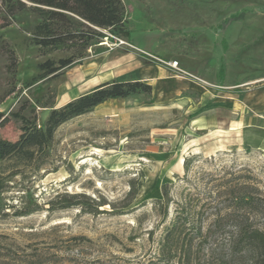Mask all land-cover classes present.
<instances>
[{"label":"rangeland","instance_id":"374dc122","mask_svg":"<svg viewBox=\"0 0 264 264\" xmlns=\"http://www.w3.org/2000/svg\"><path fill=\"white\" fill-rule=\"evenodd\" d=\"M121 1L127 38L102 31L105 38L79 63L43 77L41 63L69 53L39 50L31 41L39 22L32 5L21 2L17 10L13 0L10 10L0 0V95L11 92L0 105V138H18L15 114L41 125L50 107L99 84L140 80L152 86L148 96L108 101L60 126L38 172L33 164L0 163L5 202L15 209L22 200L38 206L27 216L10 209L0 217V264H167L157 259V243L174 207L162 223L154 205L164 185L174 201L192 194L197 211L218 178L241 183L247 173L264 193V156L236 141L251 130L254 114L248 111L243 121L238 106L225 116L216 113L227 94L240 101L252 93L264 98V0ZM7 50L17 58L14 76L5 71ZM173 62L176 68L168 65ZM219 121L227 125L228 142L211 152L208 135ZM79 195L84 198L70 199ZM64 196L85 205L59 209ZM209 203L201 210L205 228L214 207L232 212ZM215 244L203 242L193 264H217V251L210 255Z\"/></svg>","mask_w":264,"mask_h":264},{"label":"trees","instance_id":"16d2710c","mask_svg":"<svg viewBox=\"0 0 264 264\" xmlns=\"http://www.w3.org/2000/svg\"><path fill=\"white\" fill-rule=\"evenodd\" d=\"M12 1L3 0V3L11 10ZM15 2L19 5L17 10H22L21 2L30 3L32 5L30 11L39 17L31 37L32 43L39 50L64 49L69 53L67 57L56 62L47 60L41 63L38 67L43 72V77L56 76L61 70L79 63L83 59V52L105 38L102 31L126 38L128 36L121 0H15ZM6 57L5 71L8 75L14 76L17 58L11 50H7ZM10 93L0 95V105ZM151 93L152 86L146 82L112 80L95 86L61 107H50L41 125L15 114L14 116L21 122L20 134L13 141L0 138V163L14 161L16 165L22 167L33 164L34 171L38 172L45 160L41 158L48 155L60 126L92 112L108 101L127 100L138 95L148 96ZM193 160L194 158L190 157L184 161V175H187ZM240 178L243 180L241 183H237V178L232 177L216 179V184L202 198L198 211L192 205V200L190 201L192 194L186 195L188 199L174 201L169 195V187L164 185L162 198L154 202L162 223L168 218L169 208L172 205L174 208L172 217L157 243V259L164 260L167 264H193L196 257L198 258L199 248L203 242L214 239L216 244L210 255H215L214 252L217 251L219 257L217 264H246L244 263L246 259H249L250 264H264V219L259 222V218L264 216V193L251 175L246 173ZM4 188L5 184L0 179V217L7 216L6 211L10 209L14 210L13 215L16 217L27 216L38 210L34 202L30 204L23 200V205L16 209L13 205H8L3 197ZM27 193L26 191V195ZM135 195L134 188L127 196L133 200ZM65 197H62L59 209L71 206L83 208L85 205L82 201L75 203L66 201ZM82 198H84L82 195L70 197L71 200ZM200 199L198 196L193 201L198 203ZM212 200L217 202L216 206L223 204V210L232 208V212L223 215L221 209L214 207L215 217L205 228L202 224L201 210ZM86 206L88 207L84 209L86 212H94L90 205ZM227 218L230 219L228 224L224 221Z\"/></svg>","mask_w":264,"mask_h":264},{"label":"crops","instance_id":"0c3cea01","mask_svg":"<svg viewBox=\"0 0 264 264\" xmlns=\"http://www.w3.org/2000/svg\"><path fill=\"white\" fill-rule=\"evenodd\" d=\"M257 94L259 99V93H252L245 96L242 101L235 100L236 95L227 94L225 95L226 99H223L221 111L216 113L225 116L226 113L234 110V108L238 106V117L243 120L244 115H246L248 111L252 112L254 117L250 118L251 130L246 133L245 137H243V134L242 136L240 135V139L237 137L236 141H241L246 148L257 150L264 156V98L257 101L255 97ZM223 122L224 121L215 122V124H217L216 129L208 135V137L213 140L211 152L220 150L224 147L226 142H228V133L225 131V126L227 125ZM237 126H239V124H237ZM227 128L230 129V126Z\"/></svg>","mask_w":264,"mask_h":264},{"label":"built area","instance_id":"2783aa9c","mask_svg":"<svg viewBox=\"0 0 264 264\" xmlns=\"http://www.w3.org/2000/svg\"><path fill=\"white\" fill-rule=\"evenodd\" d=\"M171 68H176L177 67V63L173 62V63H169L168 64Z\"/></svg>","mask_w":264,"mask_h":264}]
</instances>
